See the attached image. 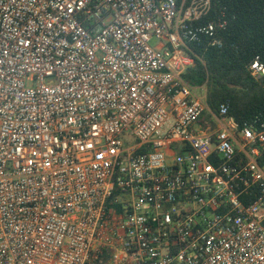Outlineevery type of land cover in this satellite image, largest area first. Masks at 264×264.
Instances as JSON below:
<instances>
[{
  "label": "built area",
  "instance_id": "built-area-1",
  "mask_svg": "<svg viewBox=\"0 0 264 264\" xmlns=\"http://www.w3.org/2000/svg\"><path fill=\"white\" fill-rule=\"evenodd\" d=\"M212 6L0 0V264H264V109L184 79Z\"/></svg>",
  "mask_w": 264,
  "mask_h": 264
},
{
  "label": "trees",
  "instance_id": "trees-1",
  "mask_svg": "<svg viewBox=\"0 0 264 264\" xmlns=\"http://www.w3.org/2000/svg\"><path fill=\"white\" fill-rule=\"evenodd\" d=\"M211 18H224L222 47L192 46L198 55L184 75L194 86H206L208 105L229 106L240 124L264 109V76L255 78L250 63H264V0H212Z\"/></svg>",
  "mask_w": 264,
  "mask_h": 264
},
{
  "label": "rangeland",
  "instance_id": "rangeland-1",
  "mask_svg": "<svg viewBox=\"0 0 264 264\" xmlns=\"http://www.w3.org/2000/svg\"><path fill=\"white\" fill-rule=\"evenodd\" d=\"M151 45H152V46H156V45H157V41L153 39V40L151 41Z\"/></svg>",
  "mask_w": 264,
  "mask_h": 264
}]
</instances>
